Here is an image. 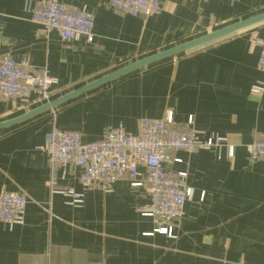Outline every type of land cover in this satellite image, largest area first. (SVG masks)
Here are the masks:
<instances>
[{"label": "crops", "instance_id": "1", "mask_svg": "<svg viewBox=\"0 0 264 264\" xmlns=\"http://www.w3.org/2000/svg\"><path fill=\"white\" fill-rule=\"evenodd\" d=\"M42 0H0V58L29 61L58 80L48 103L0 97V195L28 197L25 222L0 223V264H264V161L248 146L264 137V85L258 68L264 41V0H159L153 17L121 14L110 0H59L85 8L94 42L64 43L32 22ZM236 28L187 51L155 57ZM174 123L204 138H226L223 150L174 151L167 171L186 172L193 189L173 237L155 233L142 213L151 203L145 169L133 187L121 178L111 193L63 175L41 149L54 128L96 142L111 129L141 132L145 120ZM174 160H181L176 163ZM83 194L81 207L52 194L50 182Z\"/></svg>", "mask_w": 264, "mask_h": 264}, {"label": "built area", "instance_id": "2", "mask_svg": "<svg viewBox=\"0 0 264 264\" xmlns=\"http://www.w3.org/2000/svg\"><path fill=\"white\" fill-rule=\"evenodd\" d=\"M110 6L133 17L149 18L162 11L159 0H110ZM32 22L46 33L57 31L64 43L84 38L91 44L95 39L92 15L85 8H71L59 0L40 1L32 12ZM254 44L260 47L258 68L264 72V41L256 39ZM58 83L47 68L34 69L27 60L16 62L8 56L0 58V97L25 99L34 95L40 102L48 103L51 90ZM252 93L262 96L264 85L258 84ZM193 121L191 117L187 127H178L174 123V113L169 111L161 121H143L137 135L119 127L109 130L96 142H85L79 132L54 128L41 149L64 176L70 166H76L81 170L80 182L85 188L98 187L105 193H111L123 177H127L133 187H142L144 183L138 177L140 168H144L151 203L142 215L152 218L155 233L173 237L174 222L184 216L193 189L185 184L186 172L172 175L167 171L166 164L172 161L171 153L215 150L218 159H222V152L226 150L228 158L235 155V147L226 138H204L192 128ZM248 152L252 161H264V137L251 143ZM174 162L181 163V160ZM50 189L52 194L63 196L67 205L81 207L84 203L83 194L72 188H62L56 179L50 182ZM28 202L23 192L1 194L0 223L24 224Z\"/></svg>", "mask_w": 264, "mask_h": 264}, {"label": "water", "instance_id": "3", "mask_svg": "<svg viewBox=\"0 0 264 264\" xmlns=\"http://www.w3.org/2000/svg\"><path fill=\"white\" fill-rule=\"evenodd\" d=\"M236 28H230L228 30H224V31H221V32H218V33H215L213 34L212 36H209V37H206V38H203L201 40H198V41H195V42H192L190 44H186L184 46H181L179 48H176L170 52H167V53H164V54H161L157 57H155L154 59H161V58H164L166 56H171V55H174V54H178V53H181V52H184V51H187L189 49H192L200 44H203L209 40H212V39H215V38H219V37H222L223 35H226L227 33H230L232 31H234Z\"/></svg>", "mask_w": 264, "mask_h": 264}]
</instances>
